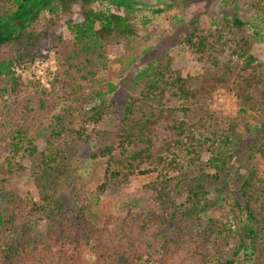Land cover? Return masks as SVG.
Masks as SVG:
<instances>
[{
  "label": "trees",
  "instance_id": "obj_1",
  "mask_svg": "<svg viewBox=\"0 0 264 264\" xmlns=\"http://www.w3.org/2000/svg\"><path fill=\"white\" fill-rule=\"evenodd\" d=\"M243 1L264 17V0ZM139 4L0 0V264H80L82 246L95 256L93 264H239L219 258L223 251L217 238L223 234L224 243L235 238L232 222L204 217L211 205L206 182L221 179L238 144L254 125H264V72L251 52L259 45L258 32L239 16L214 14L192 23L182 37L195 58L193 65L204 68L202 72L199 66L174 65L169 55L140 69L130 81L112 141L90 154L104 158L99 192L145 176L149 180L142 190L157 211H128L119 217L107 202L103 223L97 225L85 205H65L64 193L78 169L74 161L82 146L93 135L105 138L98 126L115 112L114 100L80 110L68 103L115 92L111 77H97L100 68L111 61L126 70L136 59L137 41L164 34V24L146 25ZM44 48L55 52L59 67L50 88L57 92L55 110L41 124H22L7 100L33 82L16 74L14 67L32 63ZM226 48L239 61L238 69L218 66ZM207 62L215 66L213 71ZM218 85L237 93L236 114L222 117L208 108ZM38 101L43 107L45 101ZM23 158L29 163L35 198L20 197L11 189L10 182L24 169ZM228 194L232 208L242 215L241 241L232 255L243 251L248 264H264V143L251 150V168L241 181L239 199ZM38 222L44 223L45 238L34 233Z\"/></svg>",
  "mask_w": 264,
  "mask_h": 264
},
{
  "label": "rangeland",
  "instance_id": "obj_2",
  "mask_svg": "<svg viewBox=\"0 0 264 264\" xmlns=\"http://www.w3.org/2000/svg\"><path fill=\"white\" fill-rule=\"evenodd\" d=\"M140 6L144 9L141 13L146 15L148 27H154L158 23L165 25L164 34L160 38L150 37L146 42L137 41L136 59L129 68L121 69L116 62H107L106 66L101 67L98 71L97 77L103 79H110L116 82V89L113 93L103 95L102 98H92L85 103H68L72 109L80 110L88 108L94 103L115 101L113 106L115 112L104 123H101L98 128L102 130L105 140L100 136H91L88 142L82 146L78 159L74 164L78 168L71 180L69 186L64 193V202L66 206L78 207L85 205L87 207V215L95 224L101 225L104 220L103 210L105 203L111 202L109 211L116 216L122 217L128 211H150L156 212L157 208L151 200L147 199V194L142 190V185L146 183L149 178L145 176H133L130 182L121 188H113L111 186L99 192L97 187L102 182L103 163L104 158H92L90 154L95 148L103 145L105 142H111L114 134L119 127V119L123 116V108L127 94L130 92V81L133 76L144 66L152 63L155 59L163 55L172 57L173 63L176 66H199L198 72H202L204 68L195 64V58L184 47L181 39L192 28L191 24L202 22L203 20L212 17L214 14L218 17L224 15L232 19L234 16H239L247 20L252 28L258 32L259 45L252 49V53L258 57L260 62L259 70L264 72V17L259 16L253 12L249 5L243 0H137ZM77 6H75L76 8ZM162 8L160 12H152L153 9ZM43 18V16H42ZM43 24V20H41ZM163 33V32H162ZM64 36L67 37L68 31L64 28ZM138 39V38H137ZM218 66L223 67L228 64L238 69L239 61L230 55V49L226 48L223 53L218 56ZM38 61V68L40 72L29 71L30 76L25 73L21 77L30 80L31 85L24 89L20 95L15 98H9L7 104L12 113L15 115V120L22 124L34 123L41 124L49 113L55 107L57 99V92L52 91L51 80L55 72L58 71V63L56 54L49 49H42L41 57L36 58ZM31 63L27 64V66ZM210 64L207 62V66ZM30 67V66H29ZM26 67V68H29ZM120 69L123 73L120 74ZM206 69V67H205ZM209 69L213 71L215 66L210 65ZM112 75H114L112 77ZM43 80V81H42ZM48 83V84H47ZM47 84V85H46ZM217 90L218 98L213 102V95ZM33 91H40L36 95ZM232 89H228L222 85H218L212 96L207 101V106L211 111L219 114L222 117L232 116L236 114L240 105L237 93L235 92V101L230 94ZM228 93V94H227ZM45 101L44 106L38 105V98ZM5 110V109H4ZM55 110V109H54ZM260 143H264V125L253 126L251 131L244 137V139L235 148L234 156L230 161L228 168L223 172L221 179L218 181L208 180L206 182L208 189V198L211 200L209 209L204 213V217H212L214 220L221 222H232V229H235L236 235L234 239L224 243L220 240L223 234L219 237L218 243L222 245V253L219 258L222 261L232 259L241 264H248L249 259L243 256V251L237 255H232L234 245L239 240L241 241L238 231H241V216L230 203V196L234 194L239 199V187L241 181L250 171L251 168V150ZM21 163L24 169L10 182L11 189L20 197L33 196L36 197V190L31 180L29 172V163L27 158H23ZM1 200V198H0ZM237 216V217H236ZM175 222L171 223L170 228L174 229ZM45 226L43 222H38L35 225V235L45 238ZM167 233L174 237L175 233L172 230ZM214 238V236H212ZM216 240V241H217ZM244 241L246 239H243ZM72 249L71 247H69ZM71 254L74 251L70 250ZM80 264H93L94 255L87 247H80L78 253ZM233 256V257H232ZM249 257V256H248ZM245 258V259H244ZM208 264H216V261L211 260Z\"/></svg>",
  "mask_w": 264,
  "mask_h": 264
},
{
  "label": "built area",
  "instance_id": "obj_3",
  "mask_svg": "<svg viewBox=\"0 0 264 264\" xmlns=\"http://www.w3.org/2000/svg\"><path fill=\"white\" fill-rule=\"evenodd\" d=\"M38 61H33L32 63H31V65H29V66H27V65H17V66H15L14 67V71L16 72V74H18V75H24L25 73H27V75L28 76H30V73H29V71H34V69L36 70L35 72H40L39 71V68H38ZM26 67H29V68H26ZM32 71V72H33ZM31 77V76H30ZM43 81V80H42ZM48 84V83H47ZM46 84V85H47ZM220 91H223V90H217L216 92H215V94L213 95V102L215 101V100H218L219 102L221 101L219 98H218V92H220ZM224 92V91H223ZM235 92L234 91H231V95L233 96L232 98L234 99V101H235V94H234ZM228 94V93H227Z\"/></svg>",
  "mask_w": 264,
  "mask_h": 264
}]
</instances>
